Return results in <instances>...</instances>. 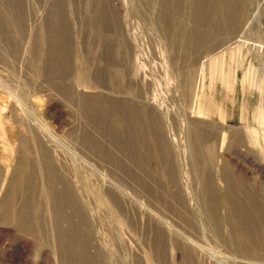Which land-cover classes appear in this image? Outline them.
<instances>
[{
  "label": "rangeland",
  "instance_id": "374dc122",
  "mask_svg": "<svg viewBox=\"0 0 264 264\" xmlns=\"http://www.w3.org/2000/svg\"><path fill=\"white\" fill-rule=\"evenodd\" d=\"M224 2L197 21L203 0H112V8L104 0H0V204L22 135L43 192L34 186L37 238L0 225V264H264V235L239 233V225L233 233L229 197L207 193L217 180L209 144L217 108L246 125L264 161V0H228L239 27L228 24ZM45 157L62 179L52 184L64 188L61 215ZM236 174L264 206V181ZM212 199L211 213L225 214L217 210L224 205L227 217H208ZM56 228L66 238L62 258Z\"/></svg>",
  "mask_w": 264,
  "mask_h": 264
},
{
  "label": "crops",
  "instance_id": "0c3cea01",
  "mask_svg": "<svg viewBox=\"0 0 264 264\" xmlns=\"http://www.w3.org/2000/svg\"><path fill=\"white\" fill-rule=\"evenodd\" d=\"M231 119L232 114H230L228 110L223 109L220 112V108H217L215 122L218 128L216 131L211 132L209 143L210 146L213 147L217 155L216 167L212 169L213 174L217 178V180L211 181V186L207 187V193L212 195L216 193V195H218L217 200L221 203H225L226 196L229 197L227 202L231 204L228 211L230 215L228 216L225 206L222 205V207L218 206L219 208L217 210L223 208L225 214H215L217 218L228 216L230 219L238 220L237 225H239V228L241 229L240 231H237L239 233H259L264 235V206L260 203V200L257 197H254L257 191L254 190L253 192V190H250L249 188H244V185L241 183L240 180H244L247 177L237 178L236 174V170L238 169L245 170L248 175L250 173L249 177L255 178L254 176L256 175L257 178H261L264 181V161H259L261 149L257 142L255 143L253 141H249L250 135L246 132V125L231 124ZM206 144L207 143H204V145ZM249 148H251L250 153ZM251 154H254V162H252L253 164L249 167H246L247 165L244 166V163L249 159ZM230 159H235L236 164H232V162H230ZM250 159H252V156L250 157ZM202 160H204L203 155ZM225 178L229 179L230 181V185H227L226 189ZM258 193L263 194L264 188H262V190H260ZM245 194L247 195L243 196ZM232 195L233 197H231ZM209 202H211V206H209V213H211V211L213 210L212 203L215 202V199H212ZM233 207H235L234 212ZM250 211H252L251 213H256V215L246 214ZM215 215L211 213L208 217H215ZM257 218L262 219L261 224L255 222L257 221ZM238 241H240L241 244L243 241V237L239 236ZM246 243L251 244V242ZM254 247L255 246L253 245L251 246V248ZM239 248L241 247L239 246Z\"/></svg>",
  "mask_w": 264,
  "mask_h": 264
},
{
  "label": "bare ground",
  "instance_id": "6f19581e",
  "mask_svg": "<svg viewBox=\"0 0 264 264\" xmlns=\"http://www.w3.org/2000/svg\"><path fill=\"white\" fill-rule=\"evenodd\" d=\"M104 1H105V3L109 7H111L112 0H104ZM203 1H204V5H203L204 12H199L198 3H197V7L195 8V11H196L195 12V15L197 14V16L194 15V18H195V20L198 19L197 21H199L200 18H201V21H202L203 18L206 17V16H208V15H211V16L214 15V14L217 15L216 11L211 9V5L213 3V8H214L215 7V2L218 3V0H203ZM225 1L229 4L228 0H225ZM226 2H224V10H225V12L228 15V19H227L228 24H232L233 27H236V26L239 27V26H241L242 23L239 20H237L239 18H236V14L237 13H234V8H231L232 6L230 4H229L230 6L227 5ZM79 5L81 7V4H79ZM229 9L231 10L230 13H228V10ZM61 11H59V12H61ZM207 11H209V12L207 13ZM240 16H241V20L245 19L244 13H241ZM113 18H114V16H113ZM157 21L158 22H161V23L162 22L166 23L167 33H168L169 22L164 17H162V18L160 17ZM159 25H160V23H159ZM181 37H185V36H182L181 35ZM192 37L193 38H195V37H201L202 38V36L201 35L198 36L197 33L195 35H192ZM190 38H191V36H190ZM80 80L82 82H85V79L84 78H80ZM87 141L88 140H85L84 139V142L85 143H87ZM88 144H90V143L88 142ZM30 145H31V140H29V138L27 139L26 136H23L22 135L21 138H20L21 158H20V161H19L18 166L16 168V176L10 181L11 183H10V185L8 187V191H7L4 199L2 200V202L0 204V225H2V226H13L18 231L19 234H24V235H27V236L28 235H31V236L33 235V237H36L37 238L38 237L37 234H38V231L40 229L39 227L41 225L40 224V219L41 218L38 219V217H39L38 214L40 212V206H38L36 203H34L33 197L34 198L35 197H38V194L41 197V193H43V192H41L40 189H39V187L37 186V184H35V183H37L36 180L39 179V174L41 172V166L39 165V170H38V166H37L35 160L33 161V156L32 155H34V154L31 151L32 145L31 146ZM93 145L96 146V144H93ZM93 145L91 147H93ZM96 150H97V146H96ZM104 156H105V154H104ZM51 164L52 163H50V160L45 157L44 158V166H45V169L46 170H48V169L52 170L51 171L52 172L51 174H47L46 175V178L49 177V178H47V180L49 182V184L47 183L48 184L47 187L53 192V195L56 197V199L54 200L53 208L55 209V211L57 213H59V215H61L62 209L64 207H68V204H67V200H62L60 198V201H59V199H58L59 196H61L62 194H64V188L62 190H60V191L59 190L55 191V189H53L54 186L52 184H54L55 182H58V181H60L62 179L60 177V174L54 169V167H53L54 165L52 166ZM44 166H42V169H44ZM38 172H39V174H38ZM39 182H41V180ZM50 182H52V183H50ZM103 182H102V184H103ZM40 184H38V185H40ZM35 185L38 187V189H39V191L41 193H39L38 189L35 187L37 189V191H36V189L34 188ZM116 191H118V188L116 189ZM23 194L26 195V197L24 196L26 198V199H24L26 201V203L23 204V202H22L23 205L20 204L21 206H19V208L15 209V207H14V201H15V199L16 198L23 199L24 197L23 198H20V196L22 197ZM125 194H127V193H125ZM43 203L44 202H42V205H43ZM71 205H73V212L80 211V209L75 208L76 204L75 205L74 204H71ZM117 209L120 212H122V213H123V211L126 212V210L123 208L122 205H119ZM124 214H126V213H124ZM36 215H38V216H36ZM120 215H121V213H120ZM36 219H38L37 220L38 221L37 223L35 221ZM59 223L60 222H57V227L60 226ZM231 223H232V228L231 229H233V233H234L235 228L238 226L237 225L238 220H235V221H232L231 220L229 224H231ZM55 232H56V234H55V243H56L57 248H58V253L57 254H59V256L62 258V256H64L63 254H65V252L67 251L66 248H65V246H67V244L65 242L66 241V238H65L64 235H62V234L59 233V230L57 228H56ZM62 252H64V253H62ZM60 254H62V255H60ZM66 255H68V254H66ZM247 255L250 256V258H246V259H252L254 257V255H250V254H247ZM212 257H215V256L212 255ZM241 258H243V256ZM262 258H264V257L262 256ZM185 259H186V257H185ZM258 260H262L261 259V256H260V259H258Z\"/></svg>",
  "mask_w": 264,
  "mask_h": 264
}]
</instances>
